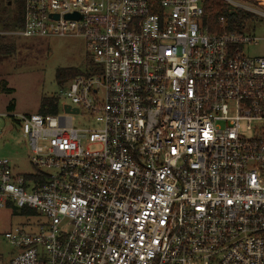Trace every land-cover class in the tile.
Returning a JSON list of instances; mask_svg holds the SVG:
<instances>
[{
	"label": "built area",
	"instance_id": "built-area-1",
	"mask_svg": "<svg viewBox=\"0 0 264 264\" xmlns=\"http://www.w3.org/2000/svg\"><path fill=\"white\" fill-rule=\"evenodd\" d=\"M220 1L241 30L202 0H25L0 35L80 37L90 66L55 114L0 115L33 167L0 159V211L44 219L0 264H264V0Z\"/></svg>",
	"mask_w": 264,
	"mask_h": 264
},
{
	"label": "rangeland",
	"instance_id": "rangeland-1",
	"mask_svg": "<svg viewBox=\"0 0 264 264\" xmlns=\"http://www.w3.org/2000/svg\"><path fill=\"white\" fill-rule=\"evenodd\" d=\"M2 10L8 18H12L15 14L12 0H0ZM246 31L262 37L263 21L247 25ZM1 42L13 46L14 52L0 59V115L39 114L41 100L55 97L64 88L56 78L57 71L76 69L85 72L90 66L86 44L80 37L22 38L3 35ZM258 53H262V45L249 50L247 56L252 57ZM10 104L13 105L11 112L7 109ZM56 108L61 110V105L58 104ZM29 158L28 141L21 127L15 125L9 117H0V159L9 160L14 174L28 175L33 172ZM43 220L0 211V256L7 260L13 254L3 238L4 233L17 226L27 230L31 227L37 229V222Z\"/></svg>",
	"mask_w": 264,
	"mask_h": 264
},
{
	"label": "trees",
	"instance_id": "trees-1",
	"mask_svg": "<svg viewBox=\"0 0 264 264\" xmlns=\"http://www.w3.org/2000/svg\"><path fill=\"white\" fill-rule=\"evenodd\" d=\"M203 1V21L208 27L209 31L217 32V23L219 18L224 17L227 22V30L233 31L235 29L241 30L245 25V22L250 20V16L244 13H233L228 5L220 0H202ZM15 5V14L12 18H8L4 13L0 11V32L7 33L12 31L21 30L23 28V15H24V3L25 0H12ZM3 35H0V59L4 56L10 55L14 52V47L10 45H4L1 42ZM81 74L79 70H59L56 73V78L60 80L61 85H65L67 81ZM57 99L44 98L41 100L39 114L48 115L55 114L57 112ZM9 112L12 111L13 105L10 104L7 108ZM30 212L21 211L20 214L25 215Z\"/></svg>",
	"mask_w": 264,
	"mask_h": 264
},
{
	"label": "water",
	"instance_id": "water-1",
	"mask_svg": "<svg viewBox=\"0 0 264 264\" xmlns=\"http://www.w3.org/2000/svg\"><path fill=\"white\" fill-rule=\"evenodd\" d=\"M55 19H57V16H55ZM65 19H78V15L77 14L66 15Z\"/></svg>",
	"mask_w": 264,
	"mask_h": 264
}]
</instances>
